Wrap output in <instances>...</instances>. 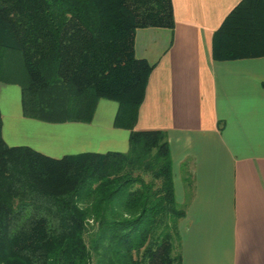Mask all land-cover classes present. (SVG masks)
Wrapping results in <instances>:
<instances>
[{
    "label": "trees",
    "instance_id": "16d2710c",
    "mask_svg": "<svg viewBox=\"0 0 264 264\" xmlns=\"http://www.w3.org/2000/svg\"><path fill=\"white\" fill-rule=\"evenodd\" d=\"M173 0H0V82L24 115L91 122L119 104L128 151L53 157L9 145L0 109V264H184L173 160L164 130H136L154 68L139 28H174ZM213 56H264V0H242L215 32Z\"/></svg>",
    "mask_w": 264,
    "mask_h": 264
},
{
    "label": "crops",
    "instance_id": "0c3cea01",
    "mask_svg": "<svg viewBox=\"0 0 264 264\" xmlns=\"http://www.w3.org/2000/svg\"><path fill=\"white\" fill-rule=\"evenodd\" d=\"M242 0H173L175 26L139 28L136 55L154 68L136 130H164L173 160L184 264H264V56L216 60L215 32ZM18 104L0 109L9 145L53 157L126 152L119 104L99 101L91 122H46ZM10 104L11 101H9ZM9 105V104H8Z\"/></svg>",
    "mask_w": 264,
    "mask_h": 264
},
{
    "label": "rangeland",
    "instance_id": "374dc122",
    "mask_svg": "<svg viewBox=\"0 0 264 264\" xmlns=\"http://www.w3.org/2000/svg\"><path fill=\"white\" fill-rule=\"evenodd\" d=\"M10 90L11 89H7L0 92V102L5 110L14 108V106L18 104V97H20V93L18 94V91L16 92V90H13L11 92ZM9 101H11L12 104H10Z\"/></svg>",
    "mask_w": 264,
    "mask_h": 264
}]
</instances>
